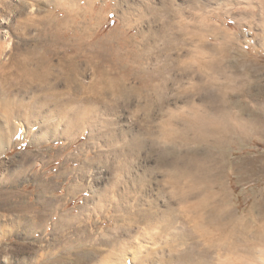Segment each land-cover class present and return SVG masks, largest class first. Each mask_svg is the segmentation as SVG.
Masks as SVG:
<instances>
[{
  "label": "rangeland",
  "instance_id": "374dc122",
  "mask_svg": "<svg viewBox=\"0 0 264 264\" xmlns=\"http://www.w3.org/2000/svg\"><path fill=\"white\" fill-rule=\"evenodd\" d=\"M187 1L0 0V264H264V0ZM184 28L178 54L191 65L203 52L226 111L251 129L211 156L221 207L243 222L234 252L228 232L204 244L179 220L171 237L145 235L148 210L169 202L157 168L169 153L152 141L158 113L147 117L135 97L85 103L94 61H130ZM67 57L78 65L69 77ZM183 74L175 64L171 75ZM176 91L167 94L180 105Z\"/></svg>",
  "mask_w": 264,
  "mask_h": 264
},
{
  "label": "bare ground",
  "instance_id": "6f19581e",
  "mask_svg": "<svg viewBox=\"0 0 264 264\" xmlns=\"http://www.w3.org/2000/svg\"><path fill=\"white\" fill-rule=\"evenodd\" d=\"M189 5L188 7H192V3ZM163 22L166 23V21ZM183 24L181 26H187V23ZM169 26H174V23L169 22ZM186 32L184 28L182 37L174 33H170V37L169 34H165L164 47L145 46L146 50L131 54L130 61L127 60V56H118L115 61L105 59L101 63L93 60L96 62H93L96 68V81L92 87L93 96L85 100V103L98 104L103 101L104 95L112 106L124 103L126 107L135 97L144 101L143 105L138 104V106L145 111L147 117H153L154 111L158 113L155 118L156 130L152 141L157 147L167 148L169 153V156L161 155L157 162V168L163 173L162 194L169 195V202L163 212L154 214L148 210L144 234L157 232L158 236L171 237L173 230H176L175 224L179 220L189 231L193 240L204 244L212 242L214 235L221 236V238L218 237L221 241L222 235L228 232L232 240V247L229 251L234 252V245L239 237L238 229L243 222L233 212L221 207L218 195L214 191V160L211 156L212 149H217L222 156L225 149L235 146V140L240 133H248L251 129L239 119L238 115L226 111L227 106L224 105L226 97L221 90L222 84L207 77V71L214 67L206 61L203 52L197 51L195 55H191L193 65L186 64L181 58L182 55L178 54V51H185ZM159 51L164 60L152 61V53L157 52L155 55L160 56ZM172 54L175 58H171ZM142 57L148 60L152 58L150 64L146 65L147 67L140 65L139 60ZM63 63L65 65L63 75L66 77L78 71V65L72 57L65 58ZM175 64L184 72L183 76L171 75ZM174 87L179 97L184 98L181 102L179 100L180 105H176V102L172 103L168 97L167 92L172 91ZM68 101L72 103V100ZM190 146H202L203 148L202 151L199 150L194 154H191V150L190 155L187 153L189 151L187 148ZM247 233H240L243 235V242L246 246L250 244V239H248L250 236ZM201 254L202 257L206 256L205 251ZM171 255L170 253V257ZM160 256L159 258L163 255ZM203 260V258L198 259L197 264H202Z\"/></svg>",
  "mask_w": 264,
  "mask_h": 264
}]
</instances>
